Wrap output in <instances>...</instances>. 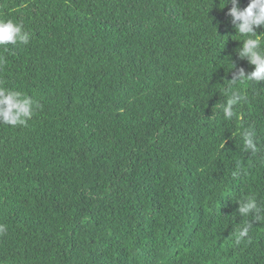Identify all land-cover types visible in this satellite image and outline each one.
I'll list each match as a JSON object with an SVG mask.
<instances>
[{
    "label": "trees",
    "instance_id": "1",
    "mask_svg": "<svg viewBox=\"0 0 264 264\" xmlns=\"http://www.w3.org/2000/svg\"><path fill=\"white\" fill-rule=\"evenodd\" d=\"M223 6L0 0L30 37L0 46V88L38 105L0 124V264H264L236 210L264 205V82L224 118L230 64L252 66Z\"/></svg>",
    "mask_w": 264,
    "mask_h": 264
},
{
    "label": "clouds",
    "instance_id": "2",
    "mask_svg": "<svg viewBox=\"0 0 264 264\" xmlns=\"http://www.w3.org/2000/svg\"><path fill=\"white\" fill-rule=\"evenodd\" d=\"M230 3L231 7L227 15L231 18L236 34L246 37L241 46L236 49V55L240 60H246L252 66L251 71H245L243 67L237 68L230 64L231 80L225 90L228 97L222 106L225 119H232L234 109L247 97L241 95L239 89H233V85L243 82H264V31L257 33V29H264V0H249L247 6L240 8V0H224V6ZM223 6V7H224ZM221 7V8H223ZM29 33L23 30V25L15 23L12 19H0V46L7 44L15 45L17 42L28 44ZM35 102L31 97L20 91H12L0 88V124L10 126L25 125L31 119ZM243 150L251 153L258 152V143L255 131H245L242 134ZM237 211L240 216L248 217L247 223L239 230L237 243L246 238L254 223L264 221V205L260 204L256 197L237 203ZM6 231V227L0 224V233Z\"/></svg>",
    "mask_w": 264,
    "mask_h": 264
}]
</instances>
